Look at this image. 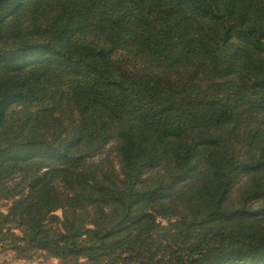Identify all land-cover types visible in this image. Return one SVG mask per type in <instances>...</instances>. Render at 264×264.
<instances>
[{"label": "trees", "instance_id": "16d2710c", "mask_svg": "<svg viewBox=\"0 0 264 264\" xmlns=\"http://www.w3.org/2000/svg\"><path fill=\"white\" fill-rule=\"evenodd\" d=\"M2 200L27 261L264 264V0H0Z\"/></svg>", "mask_w": 264, "mask_h": 264}, {"label": "rangeland", "instance_id": "374dc122", "mask_svg": "<svg viewBox=\"0 0 264 264\" xmlns=\"http://www.w3.org/2000/svg\"><path fill=\"white\" fill-rule=\"evenodd\" d=\"M12 200H2L0 201V209L7 211ZM56 213L61 215V210H58ZM163 223H166L164 218H159ZM0 264H61L57 258H48L46 256L39 255L34 260L27 261L24 259L18 258L15 251L10 249L0 248Z\"/></svg>", "mask_w": 264, "mask_h": 264}]
</instances>
